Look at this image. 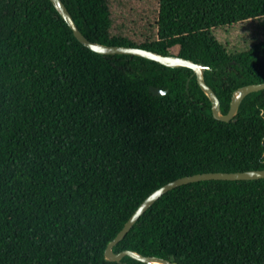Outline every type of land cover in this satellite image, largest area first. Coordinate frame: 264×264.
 Listing matches in <instances>:
<instances>
[{"label":"trees","instance_id":"16d2710c","mask_svg":"<svg viewBox=\"0 0 264 264\" xmlns=\"http://www.w3.org/2000/svg\"><path fill=\"white\" fill-rule=\"evenodd\" d=\"M62 2L91 41L210 67L222 113L234 90L264 82V0ZM254 169L264 89L215 119L192 69L97 53L51 0H0V264H146L104 254L144 198L183 176ZM112 250L264 264V178L177 186Z\"/></svg>","mask_w":264,"mask_h":264},{"label":"water","instance_id":"95a60500","mask_svg":"<svg viewBox=\"0 0 264 264\" xmlns=\"http://www.w3.org/2000/svg\"><path fill=\"white\" fill-rule=\"evenodd\" d=\"M53 5L56 7L60 15L66 21L68 26L73 31L75 37L85 46L91 50L101 53V54H129L141 56L153 61H156L162 65L169 67H187L193 70V73L196 76L198 85L202 91L207 95L211 102L212 115L215 119L222 121L234 120L236 114L239 111L240 104L243 99L251 92H256L258 90L264 89L263 83L248 84L241 86L233 91L229 109L227 113H222L220 108L219 99L214 92V90L205 82L204 72L210 67L204 65L200 62H194L193 60L175 56V55H164L152 50H147L143 48L133 47V46H117V45H107L102 44L96 41H91L87 39L78 29L75 24L74 19L72 18L70 12L66 8L62 0H51ZM150 90L154 95H162L166 93V90H163L156 86H150ZM264 178V169H254V170H245V171H235V172H204L197 173L193 175H187L175 180H172L161 187L157 188L151 192L144 200L138 205L134 212L127 219L121 230L117 235L107 244L105 249V258L108 261L120 262L124 256H130L138 261H141L146 264H178L174 260L165 259L157 256H148L138 253L134 250H122L120 252H114L112 250L113 246L116 245L126 233L132 228L136 221L141 217V215L164 193L167 191L180 186L182 184H187L190 182L200 181V180H211V179H220V180H250Z\"/></svg>","mask_w":264,"mask_h":264}]
</instances>
